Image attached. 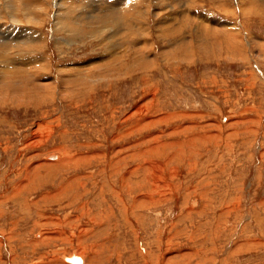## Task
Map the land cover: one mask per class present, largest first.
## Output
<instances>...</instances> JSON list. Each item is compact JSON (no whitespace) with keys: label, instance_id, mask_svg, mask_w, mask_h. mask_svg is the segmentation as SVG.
I'll use <instances>...</instances> for the list:
<instances>
[{"label":"rangeland","instance_id":"rangeland-1","mask_svg":"<svg viewBox=\"0 0 264 264\" xmlns=\"http://www.w3.org/2000/svg\"><path fill=\"white\" fill-rule=\"evenodd\" d=\"M35 1L0 20V264H264V0Z\"/></svg>","mask_w":264,"mask_h":264},{"label":"bare ground","instance_id":"bare-ground-1","mask_svg":"<svg viewBox=\"0 0 264 264\" xmlns=\"http://www.w3.org/2000/svg\"><path fill=\"white\" fill-rule=\"evenodd\" d=\"M46 1V0H45ZM65 1V0H64ZM81 1V0H80ZM85 1V0H84ZM109 1V0H108ZM107 1V2H108ZM121 1V0H120ZM192 1V0H191ZM74 2V1H73ZM96 2V1H95ZM107 2H105V4L104 5H106V3ZM144 2V1H143ZM149 2V1H148ZM181 2H182V0H181ZM33 3H36V1L35 0H0V10H2V12H4L5 13V15H0V20L1 19H7V18H10V19H12L13 20V22H16V23H23V22H25L26 20V18L29 20L30 18H35V16H34V14H35V12H34V14L33 13H30L31 11H30V7L32 6L31 4H33ZM69 3V2H68ZM109 3V2H108ZM124 3V2H123ZM165 3V2H164ZM197 3V2H196ZM57 3H54V6L56 5ZM62 4V3H61ZM79 4V3H78ZM81 4H82V2H81ZM96 4V3H95ZM118 4V3H117ZM121 4V3H120ZM119 4V5H120ZM180 4V3H179ZM182 4V3H181ZM66 6H67V4H66ZM93 6V5H92ZM102 6V5H101ZM112 6H114L113 4H112ZM112 6H110V8H113ZM121 6V5H120ZM136 6V5H135ZM129 8V7H128ZM149 8V7H148ZM64 9V8H63ZM101 9V8H100ZM107 10V9H106ZM112 10V9H111ZM17 11L20 13V14H18L17 13ZM59 11H62V10H59ZM67 11V10H66ZM69 11V10H68ZM79 11V10H78ZM45 12V11H44ZM92 12V11H91ZM103 12V11H102ZM115 12V11H114ZM130 12V11H129ZM185 12V11H184ZM1 13V12H0ZM38 13V12H37ZM42 13V12H41ZM46 13V12H45ZM79 13V12H78ZM90 13V12H89ZM59 14V13H58ZM67 14V13H66ZM65 14V15H66ZM82 14H83V12H82ZM108 14V13H107ZM184 14V13H183ZM42 15H44V14H42ZM36 16H38V15H36ZM40 16V15H39ZM58 16V15H57ZM69 16V14L66 16V17H68ZM75 16V15H74ZM56 17V16H55ZM66 17H64V18H66ZM84 17V16H83ZM63 18V19H64ZM71 18H72V16H71ZM115 18V17H114ZM62 19V20H63ZM25 20V21H24ZM36 20H38V19H34V21H36ZM4 21V20H3ZM67 21V20H66ZM78 21V20H77ZM29 22V21H28ZM37 22V21H36ZM55 22H56V24L59 26L60 25V27H62L63 28V23H62V21H60L59 19H57V17L55 18ZM74 22V21H73ZM80 22V21H79ZM40 23V22H39ZM42 23V22H41ZM76 23V22H75ZM81 23V22H80ZM226 23V22H225ZM6 24H7V22H6ZM27 24H29V23H27ZM32 24H33V22H32ZM10 25V24H9ZM9 25H7V26H9ZM13 25V24H12ZM15 26V25H14ZM13 26V27H14ZM70 26H72V25H70ZM70 26H69V28H67L66 29V27H65V29H64V31L65 30H70ZM3 27V26H2ZM23 27V26H22ZM14 29V28H13ZM20 29V28H19ZM76 29V28H75ZM140 29H141V27H140ZM157 29V28H156ZM14 30H16V29H14ZM56 30V29H55ZM4 31H6V30H4ZM27 31V30H26ZM143 31V30H142ZM0 34L1 35H6V34H4V33H1L0 32ZM236 36V35H235ZM30 37H32L31 35H30ZM41 37V36H40ZM236 38H237V36H236ZM23 39V38H22ZM40 39V38H39ZM2 40H4V39H2ZM10 40V39H9ZM24 40V39H23ZM15 41L16 42H20V38H16L15 39ZM27 41V40H26ZM14 42V41H13ZM36 43H39V42H36ZM19 44V43H18ZM58 44V43H57ZM230 45V44H229ZM43 46V45H42ZM35 47V46H34ZM20 48H22L21 46H19L18 47V49H20ZM25 48V47H24ZM6 49V48H5ZM14 49H15V46H14ZM10 49H8V51H9ZM21 50H24V51H31V50H29L28 48H26V49H21ZM233 52L235 51L236 53H237V51L238 50H236V48L233 46ZM2 52V51H1ZM7 52V51H6ZM8 54V53H7ZM18 56V55H17ZM2 57V56H1ZM3 58V57H2ZM38 58V57H37ZM5 59V58H4ZM22 59V58H21ZM41 59H43V58H41ZM10 60V61H9ZM12 59L11 58H9V59H7L6 60V67H8V68H11V66H18V64L17 63H15V62H18V61H20V60H18V58L15 60V61H11ZM3 61V60H2ZM28 60H22V61H20L21 63H22V65H26V67L27 68H25V70H27V73H29V74H36V72H33V71H30V70H28V68H30V66H32L33 64H35V62L34 61H32V63L31 64H28V62H27ZM38 61V60H37ZM20 63V64H21ZM39 63H42V62H40L39 61ZM45 66V65H44ZM1 70V69H0ZM30 71V72H29ZM46 71V70H45ZM18 71H15L14 73H17ZM9 72L7 71V70H5L4 72H3V74H8ZM8 76V75H7ZM6 78V77H5ZM7 79V78H6ZM4 80V79H3ZM8 85H10V84H8ZM17 103V102H16ZM79 257H81V256H77L76 258H73V260L74 261H78L79 262V264H81V262H82V260H81V258L79 259ZM72 262V261H71Z\"/></svg>","mask_w":264,"mask_h":264},{"label":"water","instance_id":"water-1","mask_svg":"<svg viewBox=\"0 0 264 264\" xmlns=\"http://www.w3.org/2000/svg\"><path fill=\"white\" fill-rule=\"evenodd\" d=\"M71 264H79V262L72 260Z\"/></svg>","mask_w":264,"mask_h":264}]
</instances>
